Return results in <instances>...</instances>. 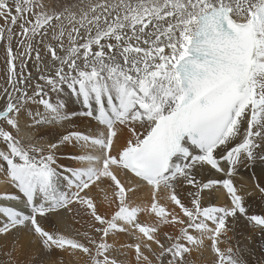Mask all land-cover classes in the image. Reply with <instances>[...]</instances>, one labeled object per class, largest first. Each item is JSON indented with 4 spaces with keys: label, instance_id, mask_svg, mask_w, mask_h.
I'll list each match as a JSON object with an SVG mask.
<instances>
[{
    "label": "snow or ice",
    "instance_id": "1",
    "mask_svg": "<svg viewBox=\"0 0 264 264\" xmlns=\"http://www.w3.org/2000/svg\"><path fill=\"white\" fill-rule=\"evenodd\" d=\"M0 264H264V0H0Z\"/></svg>",
    "mask_w": 264,
    "mask_h": 264
},
{
    "label": "bare ground",
    "instance_id": "2",
    "mask_svg": "<svg viewBox=\"0 0 264 264\" xmlns=\"http://www.w3.org/2000/svg\"><path fill=\"white\" fill-rule=\"evenodd\" d=\"M238 179H239V178H238ZM240 240H241V245H240V246H243V243H244V241H243V237H240ZM256 253H257V257H258L259 254H260V250L257 249V250H256Z\"/></svg>",
    "mask_w": 264,
    "mask_h": 264
}]
</instances>
